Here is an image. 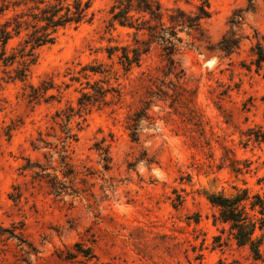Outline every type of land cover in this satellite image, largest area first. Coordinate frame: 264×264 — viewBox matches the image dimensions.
Wrapping results in <instances>:
<instances>
[{
	"label": "rangeland",
	"instance_id": "rangeland-1",
	"mask_svg": "<svg viewBox=\"0 0 264 264\" xmlns=\"http://www.w3.org/2000/svg\"><path fill=\"white\" fill-rule=\"evenodd\" d=\"M90 2L88 21L58 29L53 43L37 49L25 81L13 79L16 62L0 59V264H248V249L216 219L207 196L244 187L264 193V67L256 69L250 50L264 45L263 0H209L202 25L211 44L242 10L244 23L233 28L238 48L226 55L200 43L176 55L171 72L154 45L127 72L120 49L108 58V47L132 45V30L111 24V0ZM159 2L185 11L198 3ZM23 36L8 41L6 55ZM85 65L109 72L92 74ZM30 85L39 88L36 98ZM99 87L104 100L68 148L73 179L58 194L49 183L61 176L50 168L57 163L48 164L31 140L51 132L56 110ZM148 88L150 119L134 141L126 117ZM28 161L47 167L46 182L22 169Z\"/></svg>",
	"mask_w": 264,
	"mask_h": 264
},
{
	"label": "trees",
	"instance_id": "trees-1",
	"mask_svg": "<svg viewBox=\"0 0 264 264\" xmlns=\"http://www.w3.org/2000/svg\"><path fill=\"white\" fill-rule=\"evenodd\" d=\"M197 1L194 10L185 11L179 6L163 9L159 0H111L109 6L111 24L117 23L131 29L133 43L108 47L107 57L111 58L120 49L121 52L117 55L118 64L127 72L133 65H139L142 55L154 45L163 59L168 61V71L171 72L175 68L176 55L191 47L198 48L203 42L226 55L232 53L240 42L233 28L243 25L242 10L233 11L228 21L229 30L215 44H211L202 25L203 20L210 17L209 0ZM90 7V0H0V17H4L0 22L2 48L0 59L5 66L17 63V67L13 68V79L25 81L29 66L37 59V49L53 43L58 29L66 26L76 27L88 21L91 18ZM22 32L24 36L18 43V50L6 55L5 47L8 41ZM250 50L256 69L264 67V45L257 41ZM100 66L85 65L83 70L106 75L109 71ZM30 88L33 89L36 98L39 88L32 85ZM178 89V86L174 85L170 89L171 94L176 96ZM106 91L102 87L94 88V93L82 91L77 97L76 105L67 104L54 112L49 127L51 132L43 134L42 131H38V136L31 140L33 149H45L42 155L48 164L57 163L50 168L59 172L61 176L58 173L54 174L48 182L58 194L64 191L62 187L66 188L62 181L71 179L74 174L69 163L68 148L77 140L78 132L85 125L86 114L96 102L104 100ZM159 91L167 95L166 91L161 89ZM147 92L149 95L143 100L144 104L126 117L125 127L129 137L134 141L139 139L142 120L150 119L147 110L151 104L149 98L152 91L148 88ZM44 135L50 136L53 141ZM54 155L57 157L55 160L52 159ZM22 169L32 171V177L38 181L46 182L45 178L51 176L44 173L47 167H42L38 162L32 164L28 161V165L22 166ZM72 191L73 194L77 192L76 189ZM207 198L217 207L216 219L228 225L235 243L248 249L251 257L248 264H264V193H251L244 187L236 189L228 196L211 193Z\"/></svg>",
	"mask_w": 264,
	"mask_h": 264
}]
</instances>
